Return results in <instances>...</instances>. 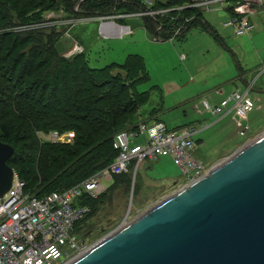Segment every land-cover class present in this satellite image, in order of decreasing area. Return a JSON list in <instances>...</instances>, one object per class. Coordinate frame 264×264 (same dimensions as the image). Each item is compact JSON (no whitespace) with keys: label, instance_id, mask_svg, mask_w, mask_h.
<instances>
[{"label":"rangeland","instance_id":"374dc122","mask_svg":"<svg viewBox=\"0 0 264 264\" xmlns=\"http://www.w3.org/2000/svg\"><path fill=\"white\" fill-rule=\"evenodd\" d=\"M67 1L70 5L80 4V0ZM22 3L20 1V4ZM66 5L68 4L66 3ZM81 7L86 9L89 5L83 4ZM255 7L261 12L259 16L251 15V20L254 24L256 23L257 27L258 23L263 24L264 22V8L257 4ZM200 8L202 9V7ZM11 9L13 11L10 14L15 17V14L19 11L13 7ZM156 11H159L156 14L161 12L160 10ZM5 13L8 14L7 11ZM29 13L31 15L32 12L29 11L28 16H25L27 19H32L29 17ZM33 13L34 17L39 15L37 11ZM117 14L121 17L116 19H122V21L116 22L120 26L130 25L132 31L121 36L103 37L100 34V22L97 21L99 17L83 19L78 16H71L72 18H69L62 9L44 12L41 18V21L45 22L44 24L33 27L8 26V30L22 31L29 28L37 36L39 32L47 34L53 30V38L55 39L58 36L59 51L65 50L59 56L65 61L68 60L69 67L75 66V60L77 59L74 60V58L76 56L79 57L78 61L84 60L85 65L89 64V67L96 68V70L111 62L122 63L129 55L140 56L144 60L145 71L149 79L140 82L137 89L139 91L148 90L150 95L148 100L140 106V111L136 112L130 120L125 121L123 126L132 128L133 124L141 121L154 122L151 116L153 110L156 112L154 113L157 116L156 120L165 124L168 129L180 127L183 123L186 126H191L196 130L192 138L198 142L194 154L198 155L209 167L224 160L239 148L264 134V70H262L264 66L262 64L264 63V49L257 50L258 48L254 47L251 41V37L256 32V27L255 30L237 36L234 28L223 26V22L230 15L226 10L218 9L207 12L203 9V15L207 19L211 31L199 22V24L191 26L188 31L182 34H171L166 39H154L152 33H150L153 31L145 28V15L143 13ZM156 14L148 16L154 17ZM19 21L17 22L19 23ZM48 22L49 24L44 26ZM43 39L47 40L49 38L43 37ZM75 46L81 49L76 50ZM61 58H58L60 62L53 61L52 65L48 67V69L53 68L50 75L59 73L63 65ZM240 68L243 69L242 73H246L241 76L242 78L238 77L236 79L237 84L235 85L233 81V83H226L229 77L239 73L238 69ZM111 72L116 74L119 71L112 69ZM121 72L119 73L124 75V71L121 70ZM94 76H88V81L90 78L98 81L102 74L101 76ZM72 77L75 83L78 81L82 83L87 76L78 67L77 71L72 73ZM171 84H174V87H171ZM249 84L253 85L250 90L251 97L257 99L260 104L257 102L256 109L249 115V120H247L250 127L249 135L243 139L238 135L237 124L231 120V115L226 116L222 123H216L215 120L218 119V116L206 111L200 102L203 98H208L212 103L211 95L214 99L219 100L226 97L232 90H245ZM86 85L89 87V82ZM111 85L109 83L103 84L99 91L109 90ZM62 86L65 87L66 91L71 88L68 83ZM217 86L222 89V95L218 94L220 96L216 95L215 88ZM72 88L75 89V87ZM11 102L12 100L9 103ZM66 104H68L66 112L61 115L59 112L56 119L49 123L54 125V129L37 132V139L40 143L56 142L55 139L50 137L54 132L59 134V142H71L74 135L70 139L67 138L68 134L73 131L65 130L61 125L66 123L71 128L72 126L76 127V120L90 115L87 108L78 109L77 106L73 107V101ZM37 105L40 106L41 104L37 103ZM0 108H5L8 111V116L6 119L0 118V123L14 124L15 129L13 128L11 132L13 136L18 135L19 131L22 130V127H20L21 121L12 118L17 116L14 114L12 107H8L6 103L1 102ZM25 110L26 112L23 110V113L28 115L30 109ZM56 127L62 129V131L55 129ZM136 142L145 145L147 142L145 134H139ZM16 143L22 146L23 164L32 172L36 154L30 156L34 152L27 151L28 148L24 147L28 140H17ZM62 154L58 153L56 156ZM137 172L135 180L131 177L128 185L114 187L112 180H104L103 183L107 188L100 197L97 199L83 197L82 202L94 211L87 217V220L83 223L84 225H75L71 232L76 234L85 244H95L117 229L124 216L127 215L126 220L130 222L136 216L146 212L165 200L173 192L182 188L181 185L174 182L181 183L184 178L169 156H161L157 159L146 158L140 163ZM22 177L28 183V177L31 178L32 173Z\"/></svg>","mask_w":264,"mask_h":264},{"label":"trees","instance_id":"16d2710c","mask_svg":"<svg viewBox=\"0 0 264 264\" xmlns=\"http://www.w3.org/2000/svg\"><path fill=\"white\" fill-rule=\"evenodd\" d=\"M20 1L23 3L20 4ZM193 3L192 0H153V4L147 8L141 0H80L78 5H70L67 0H0V103L12 107L14 114L17 115L12 118L21 121L22 127L20 133L13 136L11 130L14 124L0 123V141L13 147V154L7 163L25 181L27 191L39 194L62 191L109 164L117 154L112 146L114 134L125 129L124 122L139 112L140 106L149 98L148 90L137 89L138 84L147 81L149 76L145 71L144 60L138 55H129L122 63L111 62L98 70L89 67V64L85 65L84 60L78 61L79 57L76 56L75 66L69 67L68 60L65 61L59 56L65 50L59 51L58 36L53 38V30L47 34L39 32L37 36L29 28L12 31L8 30V26L42 24L44 12L58 9H62L69 18L78 16L83 19L117 13L131 14L151 9L161 11L154 17L144 16L145 28L153 31L150 33L155 38H169L177 28L181 29L179 34H182L199 22L211 31L203 18L201 8L193 7ZM83 4H88L90 8L83 9L81 7ZM12 7L19 11L15 17L10 14L13 11ZM227 10L231 14H236L234 7H228ZM6 11L9 15L5 13ZM29 11L32 12L31 15L29 13L32 19L26 18ZM34 11L38 12L37 17H34ZM18 20L21 22L18 23ZM58 58H61L63 65L58 74L50 75L53 68L48 67L53 61L60 62ZM78 67L87 76L82 83L79 81L75 83L72 77V73H75ZM112 69L120 73L122 70L124 75L119 72L112 74ZM90 75L101 77L96 76L98 81L92 78L88 81ZM88 82L91 87L86 85ZM65 83L71 86L69 91L62 86ZM108 83L112 84L109 90L99 91L103 84ZM69 101L71 103L73 101V107L77 106L78 109L87 108L90 115L76 120V127L71 128L66 123L67 126L61 125L65 130L74 132L71 142L40 143L37 132L53 128L54 125L49 123L56 119L59 112L60 115L66 112V106L68 107L66 103ZM37 103H40L41 107ZM25 109H30L28 115L23 113V110L26 112ZM6 110L0 108V118L6 119L8 116ZM138 123L133 124V127ZM55 129L62 131L58 127ZM17 140H28L24 147L28 148L27 151L34 152L30 156L36 154L32 172L23 164L22 146L17 145ZM58 153L63 154L56 156ZM30 173L32 177H28L27 183L22 176ZM130 178V173L115 175L112 177V185L114 187L128 185ZM93 211L90 210L89 213Z\"/></svg>","mask_w":264,"mask_h":264},{"label":"water","instance_id":"95a60500","mask_svg":"<svg viewBox=\"0 0 264 264\" xmlns=\"http://www.w3.org/2000/svg\"><path fill=\"white\" fill-rule=\"evenodd\" d=\"M13 151L0 141V196ZM68 264H264V134Z\"/></svg>","mask_w":264,"mask_h":264},{"label":"built area","instance_id":"2783aa9c","mask_svg":"<svg viewBox=\"0 0 264 264\" xmlns=\"http://www.w3.org/2000/svg\"><path fill=\"white\" fill-rule=\"evenodd\" d=\"M192 1L193 7H209L216 4L223 5L225 9L234 7L236 14H230L223 22V26L234 28L237 36L249 32L254 25L247 15L249 9L243 10V6L250 4L248 3L250 0H239L233 5L230 4V0ZM141 2L147 8L153 4V0ZM256 3L264 7V0H256ZM157 12L159 11L151 9L140 11L141 14L150 16ZM96 17H99L97 21H100L101 26L105 20L113 21L121 16L115 14ZM48 24L49 22L44 26ZM180 30L177 28L173 34H179ZM75 49L81 48L75 46ZM252 87L253 85L249 84L245 90H232L217 102L211 103L208 98H203L200 103L213 115L219 117L231 115V120L237 124L238 135L244 139L250 130L247 123L248 115L256 109L258 102L250 95ZM216 93L220 91L216 90ZM141 133L146 136L145 145L136 142ZM194 133L195 128L191 126L168 129L161 122L144 121L139 122L136 127L122 129L116 132L112 139V146L117 152L115 158L81 182L62 191L42 194L27 191L25 181L14 171L10 188L0 196V264H68L87 251L94 244H85L71 232L75 225H84L90 214L88 205L82 202L83 197L92 199L100 197L107 188L103 181L112 180L115 175L130 173L135 180L137 169L146 158L169 156L184 178L181 183L174 182L182 188L205 176L210 167L194 155L196 148L192 138ZM73 135L71 132L67 139ZM50 137L55 139L54 141H59L57 132L52 133ZM126 217L127 215L117 229L128 223Z\"/></svg>","mask_w":264,"mask_h":264},{"label":"crops","instance_id":"0c3cea01","mask_svg":"<svg viewBox=\"0 0 264 264\" xmlns=\"http://www.w3.org/2000/svg\"><path fill=\"white\" fill-rule=\"evenodd\" d=\"M199 1V0H198ZM203 1V0H202ZM231 1V0H230ZM237 1L236 0H232L231 2H230V4L231 5H233V4H235ZM248 3H250V4H252V5H250V4H248V5H250L249 7H248V5H244L243 6V10L244 9H249V11L247 12V15H248V18L250 19V21L253 23V21L251 20V15H258L259 16V14L261 13L259 10H257V8L255 7V5L257 4L256 3V0H250ZM229 4V3H228ZM264 8V7H263ZM203 9H205L207 12H211L212 10H218V9H224V10H226L227 12H228V15L229 14H231V12H229L228 10H227V8L225 9V7L223 6V5H218V4H216V5H211V6H209V7H202V12H203ZM203 15V14H202ZM230 16V15H229ZM203 18H204V20L206 21V23H207V19L204 17V15H203ZM224 18H227V17H224ZM100 22V21H99ZM105 24H107L108 26H106ZM208 24V23H207ZM254 24V23H253ZM101 26L102 27H104V28H101ZM100 26V34L103 36V37H116V36H121L122 34H124V33H127V32H129V31H132V28H131V26L130 25H128V26H120L115 20H105V22L102 24ZM126 27V28H125ZM256 27V23L253 25V27H252V29H251V31L254 29ZM102 29V30H101ZM255 30V29H254ZM256 32L253 34V36L251 37V41H252V43H253V45H254V47H256V48H258L257 50H260V49H264V42H262V41H264V22H263V24H259L258 23V26L256 27V30H255ZM256 42V43H255ZM262 42V43H261ZM259 59V58H258ZM263 65H264V63H262ZM238 71H239V73L237 74V75H235V76H231V77H229V79L227 80V82L226 83H233L234 82V84L236 85L237 83H236V79L238 78V77H241V76H243L246 72H244V73H242L243 72V69L241 70V68L240 69H238ZM242 78V77H241ZM233 81V82H232ZM244 83H245V81H244ZM245 84H247V82L245 83ZM171 87H174V84H171ZM221 87L220 86H217L216 88H215V90H219L220 91V93H215L217 96H220V95H218V94H221L222 95V89H220ZM210 98H211V101L212 102H217V101H219V100H216V99H214L213 98V96L211 95L210 96ZM223 98V97H222ZM257 100V99H256ZM258 103H259V101H258ZM260 104V103H259ZM261 106V105H260ZM154 111V110H153ZM254 111V110H253ZM155 112H153V113H151V116L153 117L152 119H153V121H157V122H159L158 120H156V118H157V116L154 114ZM250 115V114H249ZM249 115H248V120H249ZM228 116V115H227ZM226 116H224V117H219L218 116V119L217 120H215V122L216 123H222L223 122V119L225 118ZM186 123V122H185ZM215 123V124H216ZM248 123V122H247ZM182 126H186V124H184L183 123V125ZM182 126H180V127H182ZM176 128H178V127H176ZM195 132H196V130H195ZM194 140V139H193ZM195 143H196V145H197V141H194ZM197 150V147L195 148V151ZM195 155V154H194ZM199 160H201L199 157H198V155H195ZM202 161V160H201ZM202 162H204V161H202Z\"/></svg>","mask_w":264,"mask_h":264},{"label":"bare ground","instance_id":"6f19581e","mask_svg":"<svg viewBox=\"0 0 264 264\" xmlns=\"http://www.w3.org/2000/svg\"><path fill=\"white\" fill-rule=\"evenodd\" d=\"M126 28V27H125ZM102 30V29H101Z\"/></svg>","mask_w":264,"mask_h":264}]
</instances>
